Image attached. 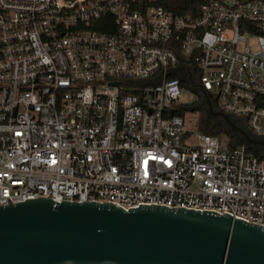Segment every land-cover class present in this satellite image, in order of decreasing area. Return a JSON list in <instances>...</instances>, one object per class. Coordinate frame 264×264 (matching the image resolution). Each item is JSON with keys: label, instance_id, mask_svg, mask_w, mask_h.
Here are the masks:
<instances>
[{"label": "built area", "instance_id": "built-area-1", "mask_svg": "<svg viewBox=\"0 0 264 264\" xmlns=\"http://www.w3.org/2000/svg\"><path fill=\"white\" fill-rule=\"evenodd\" d=\"M264 133V0H0V205H162L264 226V157L190 129L179 67Z\"/></svg>", "mask_w": 264, "mask_h": 264}, {"label": "water", "instance_id": "water-1", "mask_svg": "<svg viewBox=\"0 0 264 264\" xmlns=\"http://www.w3.org/2000/svg\"><path fill=\"white\" fill-rule=\"evenodd\" d=\"M133 82L182 79L230 137L264 157V133L209 98L185 65ZM0 264H264V226L230 214L162 205L125 209L109 202L39 197L0 205Z\"/></svg>", "mask_w": 264, "mask_h": 264}, {"label": "rangeland", "instance_id": "rangeland-1", "mask_svg": "<svg viewBox=\"0 0 264 264\" xmlns=\"http://www.w3.org/2000/svg\"><path fill=\"white\" fill-rule=\"evenodd\" d=\"M200 101L199 96H197L190 87L184 86L181 97V112L186 119V123L190 129L195 131H205L209 133H216L225 142H230V137L228 135H221L220 132L209 131L208 127L214 124L215 119L205 105H198L192 108H186L188 106L196 105Z\"/></svg>", "mask_w": 264, "mask_h": 264}, {"label": "trees", "instance_id": "trees-1", "mask_svg": "<svg viewBox=\"0 0 264 264\" xmlns=\"http://www.w3.org/2000/svg\"><path fill=\"white\" fill-rule=\"evenodd\" d=\"M205 2L206 0H155L156 5L163 6L165 9L178 15L187 13L196 14ZM179 113L182 114L181 111ZM207 130L214 131L211 127H208Z\"/></svg>", "mask_w": 264, "mask_h": 264}, {"label": "flooded vegetation", "instance_id": "flooded-vegetation-1", "mask_svg": "<svg viewBox=\"0 0 264 264\" xmlns=\"http://www.w3.org/2000/svg\"><path fill=\"white\" fill-rule=\"evenodd\" d=\"M211 128H212L214 131H216V132H218V131L221 130V127L219 126V124H218L216 121L214 122V124H212ZM219 129H220V130H219ZM220 134H221V135H225L223 132H220Z\"/></svg>", "mask_w": 264, "mask_h": 264}]
</instances>
